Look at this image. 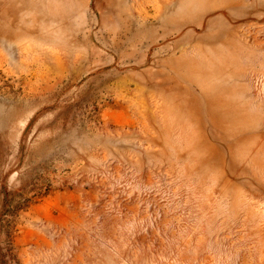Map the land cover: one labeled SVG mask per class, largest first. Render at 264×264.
I'll return each mask as SVG.
<instances>
[{"label": "rangeland", "instance_id": "obj_1", "mask_svg": "<svg viewBox=\"0 0 264 264\" xmlns=\"http://www.w3.org/2000/svg\"><path fill=\"white\" fill-rule=\"evenodd\" d=\"M0 264H264V0H0Z\"/></svg>", "mask_w": 264, "mask_h": 264}]
</instances>
